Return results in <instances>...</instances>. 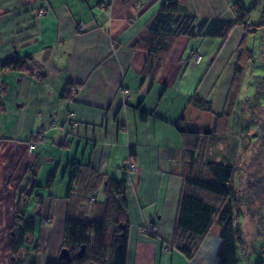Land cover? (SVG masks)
Segmentation results:
<instances>
[{
	"label": "crops",
	"instance_id": "obj_1",
	"mask_svg": "<svg viewBox=\"0 0 264 264\" xmlns=\"http://www.w3.org/2000/svg\"><path fill=\"white\" fill-rule=\"evenodd\" d=\"M165 1L0 0V65L12 58L32 57L46 72V79L39 81L0 69V85L6 86V93H0V264H11L13 209L31 182L27 215L33 206L42 218L44 236L57 238L50 252L38 256V260L42 257L37 264L58 259L68 208L64 196L73 163L88 166L101 177L126 180L125 264H218L223 231L218 219L228 201L199 240L192 260L170 249L187 163L185 142L175 124L183 117L191 132L212 127L229 95L244 28L236 26L225 39L181 36L161 69L147 75L148 53L133 46ZM184 4L187 14L197 19H236L231 0H184ZM259 32L264 33V28ZM195 56L200 57L198 62ZM192 95L210 101L212 111L192 106ZM135 105L148 115L147 120H140ZM233 115L229 137L233 140L230 145L227 140V146L239 153L241 141L231 136ZM71 119L78 123L74 130L69 127ZM239 122L237 118V126ZM35 132L44 133L45 140L29 152L27 144ZM45 162L52 166L44 175ZM130 163L136 166L135 172L129 171ZM224 164L238 167L235 176L242 172L241 178L246 179L237 158ZM48 175H54L53 182L46 184L43 193L37 181ZM232 207V219L241 226L252 227L253 219H262L251 213L260 205ZM235 210L242 212V222ZM152 223L158 226L157 235H142L141 229ZM254 233L242 238V247L237 246L238 264H264V239ZM257 240L260 250L255 247L260 244ZM253 253L255 258L250 257Z\"/></svg>",
	"mask_w": 264,
	"mask_h": 264
},
{
	"label": "trees",
	"instance_id": "obj_2",
	"mask_svg": "<svg viewBox=\"0 0 264 264\" xmlns=\"http://www.w3.org/2000/svg\"><path fill=\"white\" fill-rule=\"evenodd\" d=\"M231 7L236 15L234 21L206 20L188 15L184 0H166L147 26L146 34L133 46L134 50L142 49L148 53L144 73L154 75L166 62L179 37L225 39L236 26L244 28L243 36L236 47L229 95L223 111L215 115L212 127L191 132L185 126L183 117L175 124L177 132L185 142L187 163L170 249L179 252L187 260H192L199 240L207 233L220 207L228 201L229 204L225 206L218 219L219 226L223 228L218 264H238L237 246L242 247L244 242L241 235L242 226L232 219V206L237 204L236 197L241 186L248 184H244L241 172L238 174L240 182L236 187V171L232 165L205 162V147L209 140L220 141L230 137L233 103L237 99L245 74L254 60L253 51L248 47V39L264 28V7L261 21L256 26H248L251 10H247L240 0H231ZM0 69L31 75L39 81L46 79L42 64L32 57L12 58L0 65ZM0 93L1 95L6 93L4 84L0 85ZM189 101L199 110L212 111L210 101L196 95H192ZM135 108L139 111L140 120H147L148 115L140 111L139 105H135ZM258 127L261 137L264 136L262 126ZM42 141L37 138L32 139V143L36 144L34 151ZM130 155H134L132 150ZM34 165L33 163L32 166ZM70 170L71 175L64 196L68 208L64 243L61 248L69 250L72 260L68 263L58 258L47 264H125L129 231L124 197L126 180L116 181L109 177L98 176L88 166L79 163L71 164ZM53 178L54 175L49 176L47 186L51 185ZM248 188L254 189L250 185ZM99 189H102L104 196L102 202H98L95 198ZM26 192L24 190L17 197L10 225L11 264H37V258L24 250L28 237L36 228L35 218L27 215L30 194ZM253 198L251 196V201ZM37 201L40 204L41 198L38 197ZM252 202L246 203L251 205ZM257 213L262 216L258 221L259 229L260 224L264 225V201ZM254 234L258 236L257 230ZM262 239L264 235L259 240ZM83 247L84 254L77 257V252ZM107 254L110 255L109 260Z\"/></svg>",
	"mask_w": 264,
	"mask_h": 264
},
{
	"label": "rangeland",
	"instance_id": "obj_3",
	"mask_svg": "<svg viewBox=\"0 0 264 264\" xmlns=\"http://www.w3.org/2000/svg\"><path fill=\"white\" fill-rule=\"evenodd\" d=\"M243 6L247 10H251L250 16L248 18V26H256L261 21L262 11L264 7L263 0H240ZM251 37V36H250ZM249 41V47L255 53L254 60L251 63L247 73L245 74V78L243 81V90L240 94L238 101L236 102L233 112V118L231 123V136L235 138H239L241 141L239 153H237V149H232V147H228L231 144L233 139L228 138L224 140H213L208 141L205 147L204 160L205 162H217V163H228L230 161L238 160V164L245 168L244 174L246 175V179H242L244 184H248L253 186L254 189L251 191L248 188V185L241 186L239 189V194L236 197L237 206H242L243 203L252 202L251 207L257 208L258 205H262L264 201V136L261 137L260 130L258 126H262L264 130V33L259 32L256 37H252ZM78 88V87H75ZM248 97L246 100L244 96ZM234 105V103H233ZM237 118L239 125L237 126ZM45 135V134H44ZM34 137V134L31 136ZM262 138V139H261ZM38 139V138H37ZM39 140V139H38ZM228 140V143H227ZM235 140V139H234ZM32 143V140L28 142ZM221 144H226L225 148L222 147ZM29 151V149L27 150ZM260 156V159L258 158ZM253 158L255 161H253ZM49 162H45L44 164V175L47 171L46 169L52 165H49ZM40 165V164H39ZM199 168V167H198ZM236 172L238 171V167H235ZM257 175V177L249 178L251 175ZM63 172L58 173L57 183L61 181ZM49 176V175H48ZM39 177L37 184L42 185L43 193H45V186L48 183L49 177ZM248 176V177H247ZM31 177H28V181H30ZM120 180V178H118ZM118 180V181H119ZM240 179L238 176H235L236 187H238V183ZM121 181V180H120ZM32 186V182L29 185V189L26 193H29ZM251 196H253V200L251 201ZM96 200L98 202H102L104 197L103 194L96 195ZM35 203V200H34ZM246 203V204H247ZM33 207V206H32ZM29 208L28 216L35 218L37 222L36 230L33 234L28 237L26 241L24 250L28 251L31 255L35 256L38 260V256L42 253H48L51 250L54 242H57V238H53L48 236H44L42 229L40 228L42 218L40 216H36L35 208ZM14 211V209H13ZM238 210H235V216L238 217L240 222H242L243 214L242 212L238 213ZM257 209H253L251 213L258 215ZM260 213V211H259ZM49 221V220H48ZM258 221L257 219H253V226L248 227L247 225H242V238L245 239L250 234L254 233L257 230L258 239H261L264 235V225L263 223L259 225L258 229ZM49 224V222L45 223ZM256 224V226H254ZM10 231V229H9ZM65 235V233H64ZM157 235V234H156ZM61 239V238H60ZM261 241H256L257 245ZM64 243V238L61 240V245ZM255 246L256 249H259V246ZM62 249V248H61ZM60 249V250H61ZM107 260L110 259V255L107 254ZM257 253L250 254V257L255 258ZM42 257V256H41ZM39 257V262L41 260ZM253 260V259H251ZM38 263V262H37Z\"/></svg>",
	"mask_w": 264,
	"mask_h": 264
},
{
	"label": "built area",
	"instance_id": "obj_4",
	"mask_svg": "<svg viewBox=\"0 0 264 264\" xmlns=\"http://www.w3.org/2000/svg\"><path fill=\"white\" fill-rule=\"evenodd\" d=\"M199 60H200V57L199 56H195V62H198ZM74 91L75 92L78 91V88H74ZM123 93L125 94V96L129 95V91L128 90H124ZM69 127L74 130V129H76L78 127V123L74 119H71L69 121ZM34 137H37L39 140H44L45 139V135L42 132H35L34 133ZM35 147H36L35 143H29V145H28L29 152L34 151ZM128 169H129L130 172H135L136 171V166L133 165V163H130L128 165ZM47 222H49V221L47 220L46 223ZM140 232H141L142 235L155 236L158 233V226L155 225V224H148V225L144 226L141 229Z\"/></svg>",
	"mask_w": 264,
	"mask_h": 264
},
{
	"label": "water",
	"instance_id": "obj_5",
	"mask_svg": "<svg viewBox=\"0 0 264 264\" xmlns=\"http://www.w3.org/2000/svg\"><path fill=\"white\" fill-rule=\"evenodd\" d=\"M85 252V248L83 247L79 252H77L76 256L81 257ZM59 260H64L66 262H71L72 257L68 249H62L58 256Z\"/></svg>",
	"mask_w": 264,
	"mask_h": 264
}]
</instances>
